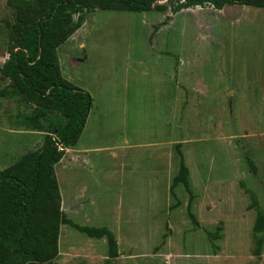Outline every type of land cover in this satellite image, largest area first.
I'll list each match as a JSON object with an SVG mask.
<instances>
[{"label":"rangeland","instance_id":"1","mask_svg":"<svg viewBox=\"0 0 264 264\" xmlns=\"http://www.w3.org/2000/svg\"><path fill=\"white\" fill-rule=\"evenodd\" d=\"M0 0V69L12 51ZM155 0L93 9L55 50L91 105L74 145L57 144V255L26 264H264V8ZM80 16V17H78ZM0 74V170L65 122ZM187 170V188L172 185ZM252 200L255 201L253 205ZM74 226L105 228L115 241Z\"/></svg>","mask_w":264,"mask_h":264},{"label":"trees","instance_id":"2","mask_svg":"<svg viewBox=\"0 0 264 264\" xmlns=\"http://www.w3.org/2000/svg\"><path fill=\"white\" fill-rule=\"evenodd\" d=\"M155 0H6L14 12L6 22L7 43L12 50L0 69L28 102L47 105L64 117V124L46 137L40 149L0 170V264L46 263L57 255L58 227L70 224L59 210L53 166L62 147L75 144L91 99L59 71L55 50L80 27L71 15L93 9L147 12ZM226 4L264 8V0H183L172 12ZM80 13V12H79ZM80 17V16H78ZM264 77V63H263ZM187 170L180 165L172 185L187 188ZM253 205L255 201L252 200ZM90 238L105 237L108 257H115V241L105 228L74 226ZM264 228V213L257 210L253 232Z\"/></svg>","mask_w":264,"mask_h":264},{"label":"crops","instance_id":"3","mask_svg":"<svg viewBox=\"0 0 264 264\" xmlns=\"http://www.w3.org/2000/svg\"><path fill=\"white\" fill-rule=\"evenodd\" d=\"M65 41H66V40H65ZM65 41H64V42H65ZM62 44H63V43H62Z\"/></svg>","mask_w":264,"mask_h":264}]
</instances>
